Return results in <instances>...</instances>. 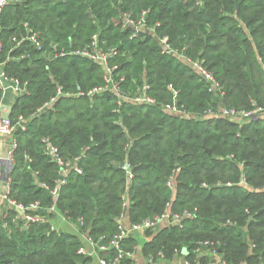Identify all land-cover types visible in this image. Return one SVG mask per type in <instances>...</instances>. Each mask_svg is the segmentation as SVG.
<instances>
[{
	"label": "trees",
	"instance_id": "trees-1",
	"mask_svg": "<svg viewBox=\"0 0 264 264\" xmlns=\"http://www.w3.org/2000/svg\"><path fill=\"white\" fill-rule=\"evenodd\" d=\"M144 10L153 31L132 36V29L123 27L125 18ZM26 22L47 47L55 42L84 48L96 33L101 46L117 47L111 63L118 66L115 76L124 77L122 104L111 90L78 95L104 83L101 65L77 55L48 59L30 41H21ZM0 38L4 70L28 89L11 111L18 143L12 199L25 205L39 201L50 218L54 214L47 209L56 203L71 220L83 218L95 237L117 232L125 194L132 223L167 209H188L194 216L183 226L146 231L151 238L142 253L155 258L164 253V259L148 264H171L184 254L191 263L204 264L206 253L196 252L204 240L216 243L225 264H264V118L240 125L205 117L208 109L264 107V0H11L0 17ZM166 44L203 59L223 95L211 91ZM145 82L155 104L131 100ZM170 85L187 115L166 110L174 100ZM44 138L82 168L70 171L56 200L52 190L63 176ZM17 215L10 209L0 222V264H91L78 253L77 235L54 231L50 223L20 230L12 222ZM138 241L140 235L133 234L124 246L133 249Z\"/></svg>",
	"mask_w": 264,
	"mask_h": 264
},
{
	"label": "built area",
	"instance_id": "built-area-1",
	"mask_svg": "<svg viewBox=\"0 0 264 264\" xmlns=\"http://www.w3.org/2000/svg\"><path fill=\"white\" fill-rule=\"evenodd\" d=\"M10 2L11 0H0V17L3 14L6 6ZM147 14L148 11L144 10L137 18L126 17L123 27H130L132 29V36H136L140 31H153V28L149 27L146 22ZM24 25L26 27V34L21 41H30L39 51H43L42 54L48 59L77 55L91 59L101 65L104 72V83L101 85H96L88 90L80 89L77 92L78 95L94 96L95 94H101L108 90H111L117 94L118 104H122V99H125V95L123 94L124 92L121 91L120 83L124 81V77L115 76V71L118 66L111 63V58L117 55V47L106 48L104 46H101L100 38L97 33L92 36L91 43L84 48H79L76 50L67 49L61 47L58 43L55 42H51L49 44V47H47L41 40L39 33L36 32L28 22H26ZM163 42L165 43L166 41L163 40ZM2 49L3 43L0 38V53ZM166 49L168 52H172L184 59L208 83L209 89L211 91H216L217 93L223 95L224 90L220 82L217 80L214 73L205 65V61L203 59L193 60L191 57H188L184 54V49L179 51L178 49L170 48L168 45L166 46ZM169 87L173 92L174 100L172 103H168L165 105L166 110L175 115H187L185 110L180 109L177 106L176 100L178 91L175 90L172 85H170ZM149 89L150 85L145 82L142 89L135 95H133L131 97V100L134 103L142 105L155 104L156 98L148 94ZM0 90L2 93L0 98V144L2 140H4V138L9 139V149L7 152V157L12 165H14L15 152L18 146L17 139L15 137L17 125L12 120L11 111L13 105L7 102V95L8 93H14L16 96H20L23 93L28 92V89L27 86L24 85L18 77L6 73L1 61ZM57 93L58 95L64 93L62 86L58 87ZM58 95L51 98V101L45 106H51L52 103L57 99ZM205 115V117L217 116L227 118L242 125L251 123L252 121L258 120L259 118H264V107L255 106L249 110H238L236 108L225 107L220 109V111L217 113L212 109H208L205 112ZM20 120L23 121L22 116L20 117ZM43 141L45 142L44 147L46 152L51 155L53 161H55L60 167V172L63 176V178L59 179L57 188L52 190V193L56 200L58 198L60 187L66 183V179L70 171L75 170L78 173H82V168L79 165L75 164V162L73 164L67 162L60 154V149L58 148V146L52 143L49 138H44ZM124 168L127 170L129 177L131 178L133 175L131 173L130 164L126 163L124 165ZM10 191L11 178H9L6 182L4 193V198L8 201L9 208L7 211H5L3 216L7 217L10 209L17 210L21 217L17 215L12 220L17 229L25 230L29 229L32 225L37 223H50L52 230L57 232L62 231L53 223L54 217L60 218L61 221L71 226L72 230H70V232L80 238L82 244L78 249V253L93 258L97 264H120L121 261L125 258L133 260L134 264L138 254V246H133V249L125 248V241L128 239V237H131L133 234L145 235L147 230L158 231L160 228L168 226H183L186 219L192 218L194 216V213L188 209L182 212H172L170 209H167L162 215L155 216L153 218H145L138 223H132L130 222L128 215L130 201L128 195L125 194L124 211L118 219L117 232H115L113 235L103 234L99 237H95L90 235V233L85 230V221L83 218H80L78 221L71 220L69 217L58 210L56 203L47 209L48 213L54 214V217L50 218L48 214H44V209L41 207L39 201L32 202L28 205L18 203L9 196ZM9 232H12L11 228L9 229ZM196 252L200 254L206 253L212 258L220 260V264H225V261L223 260V254L221 250L217 249L216 243L214 241H200ZM147 258L148 262L156 263L158 259H164V253L161 250L157 253V258H155L153 255H150ZM184 263L190 264V262L186 259Z\"/></svg>",
	"mask_w": 264,
	"mask_h": 264
},
{
	"label": "crops",
	"instance_id": "crops-1",
	"mask_svg": "<svg viewBox=\"0 0 264 264\" xmlns=\"http://www.w3.org/2000/svg\"><path fill=\"white\" fill-rule=\"evenodd\" d=\"M17 97L18 96H16L14 93H8L7 102L13 105L15 100H17ZM8 149H9V139L4 138V140H2L0 144V222L3 221L4 219L3 215L5 211H7L9 208V203L4 198V193H5L6 182L11 177V173L14 166L7 157ZM53 219H54L53 223L55 224V226L59 227L62 231L70 232V230H72L71 226L61 221L60 218L54 217ZM138 235H140V241H138V244L136 245L138 246L137 247L138 254L134 264H148L150 262H148V258L144 255V253H142L141 249L144 241L150 239L151 237L147 236L146 234L145 235L138 234ZM206 258L207 261L204 262V264H220V260L214 259L207 254H206ZM91 259H92L91 264H97L93 258ZM185 259L188 260L184 254L183 256H180L176 260H174V262L171 264H185L184 263ZM189 262L190 264H203L200 262H195V263H191V261Z\"/></svg>",
	"mask_w": 264,
	"mask_h": 264
},
{
	"label": "water",
	"instance_id": "water-1",
	"mask_svg": "<svg viewBox=\"0 0 264 264\" xmlns=\"http://www.w3.org/2000/svg\"><path fill=\"white\" fill-rule=\"evenodd\" d=\"M239 4V3H238ZM189 42V39H188V41H187V43ZM208 152L210 153L211 152V150H208Z\"/></svg>",
	"mask_w": 264,
	"mask_h": 264
}]
</instances>
